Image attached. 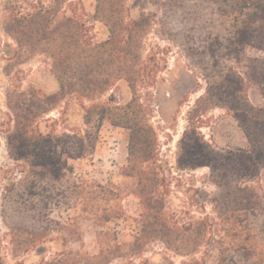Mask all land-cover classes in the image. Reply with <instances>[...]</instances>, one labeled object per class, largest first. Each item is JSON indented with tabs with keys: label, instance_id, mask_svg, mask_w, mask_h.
Returning a JSON list of instances; mask_svg holds the SVG:
<instances>
[{
	"label": "rangeland",
	"instance_id": "1",
	"mask_svg": "<svg viewBox=\"0 0 264 264\" xmlns=\"http://www.w3.org/2000/svg\"><path fill=\"white\" fill-rule=\"evenodd\" d=\"M0 264H264V0H0Z\"/></svg>",
	"mask_w": 264,
	"mask_h": 264
},
{
	"label": "trees",
	"instance_id": "2",
	"mask_svg": "<svg viewBox=\"0 0 264 264\" xmlns=\"http://www.w3.org/2000/svg\"><path fill=\"white\" fill-rule=\"evenodd\" d=\"M134 140H130V145H129V152H130V155L133 156V153H134ZM101 225V224H100ZM102 226V225H101ZM77 240L81 241L82 239L79 237L77 238Z\"/></svg>",
	"mask_w": 264,
	"mask_h": 264
}]
</instances>
